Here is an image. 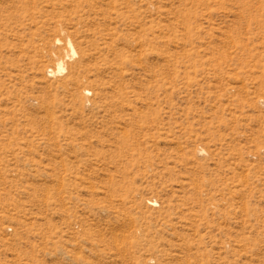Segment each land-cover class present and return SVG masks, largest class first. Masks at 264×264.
Returning a JSON list of instances; mask_svg holds the SVG:
<instances>
[{
  "label": "rangeland",
  "instance_id": "obj_1",
  "mask_svg": "<svg viewBox=\"0 0 264 264\" xmlns=\"http://www.w3.org/2000/svg\"><path fill=\"white\" fill-rule=\"evenodd\" d=\"M0 264H264V0H0Z\"/></svg>",
  "mask_w": 264,
  "mask_h": 264
},
{
  "label": "bare ground",
  "instance_id": "obj_2",
  "mask_svg": "<svg viewBox=\"0 0 264 264\" xmlns=\"http://www.w3.org/2000/svg\"><path fill=\"white\" fill-rule=\"evenodd\" d=\"M69 43H70L69 45H70V47H71V45H72V44H71V41H70ZM72 50H74V48H72ZM71 52H72V51H71ZM73 52H74V51H73ZM63 69H64V64H63V63H60V64H59V67H58V70H59V71H62ZM51 70H52V69H51Z\"/></svg>",
  "mask_w": 264,
  "mask_h": 264
}]
</instances>
